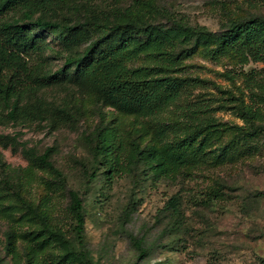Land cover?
<instances>
[{"label":"rangeland","instance_id":"rangeland-1","mask_svg":"<svg viewBox=\"0 0 264 264\" xmlns=\"http://www.w3.org/2000/svg\"><path fill=\"white\" fill-rule=\"evenodd\" d=\"M133 6L142 22L167 27L177 22L213 32L230 20L264 17V0H75L61 18L69 24L111 22L118 10ZM48 41L51 70L87 45L66 49ZM146 62L141 59L134 67ZM181 68L178 76L188 82L183 100L207 103L222 125L209 133L202 150L188 152L181 168L164 164L153 169L141 163L130 174L108 180L92 153L91 140L102 123L110 135L122 132L162 156L172 134L155 118L124 115L98 104L70 82L52 85L19 104L42 107L30 120L8 119L3 112L0 264H12L7 233H13L21 250L36 235L17 198L61 216L69 190L82 198L91 264H264V131L248 137L239 111L252 105L254 94L264 95V61L213 59L199 48ZM172 110L157 119L172 118ZM224 145L223 157L212 153ZM25 149L37 154L51 149L52 165L60 175L31 163ZM131 238L143 242L146 255L141 261Z\"/></svg>","mask_w":264,"mask_h":264},{"label":"trees","instance_id":"trees-1","mask_svg":"<svg viewBox=\"0 0 264 264\" xmlns=\"http://www.w3.org/2000/svg\"><path fill=\"white\" fill-rule=\"evenodd\" d=\"M74 1L0 0V116L6 112L8 119L30 120L43 112L42 107L19 104L52 85L70 82L102 106L124 115L155 118L158 125L170 130L172 140L162 156L157 150L142 148L135 138L122 132L110 135L103 123L97 127L91 140L93 157L111 181L130 174L141 163L153 169L164 164L181 168L188 152L202 150L209 133L222 126L210 105L183 100L188 82L178 74L184 59L203 48L213 59L237 56L255 63L264 61L261 16L230 20L213 32L177 22L168 27L142 22L133 6L118 10L111 22L91 19L69 24L61 13ZM12 14L19 16L10 18ZM48 38L66 49L87 45L64 56L62 65L51 70L46 55ZM141 59L146 64L134 67ZM171 109L172 118L157 119ZM239 111L248 137L264 131L263 94H254L252 105ZM226 150L224 145L212 153L223 157ZM23 153L31 163L60 175L52 165L51 149L41 154L25 149ZM17 199L29 216L25 222L36 228V235L33 244L21 250L13 233L6 234L5 247L12 264H91L78 192L68 191V204L61 216ZM131 243L138 252L136 260L141 261L146 255L142 240L131 238Z\"/></svg>","mask_w":264,"mask_h":264}]
</instances>
